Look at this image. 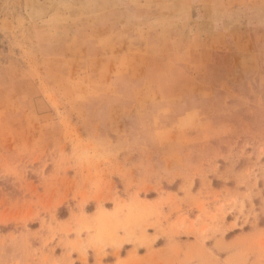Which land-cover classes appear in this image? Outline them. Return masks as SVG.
<instances>
[{"label":"rangeland","instance_id":"obj_1","mask_svg":"<svg viewBox=\"0 0 264 264\" xmlns=\"http://www.w3.org/2000/svg\"><path fill=\"white\" fill-rule=\"evenodd\" d=\"M116 258L264 264V0H0V264Z\"/></svg>","mask_w":264,"mask_h":264},{"label":"crops","instance_id":"obj_2","mask_svg":"<svg viewBox=\"0 0 264 264\" xmlns=\"http://www.w3.org/2000/svg\"><path fill=\"white\" fill-rule=\"evenodd\" d=\"M113 131L114 130L111 128V130L109 132H113ZM138 147L139 148H135V149H137V154H133V155L130 154L128 156H124L122 158V160H118L117 162H114V163L121 164L122 166H126V168L123 169L125 172V175H124V181L125 182L127 180L140 182V180H142L143 172H144V170H142V168H144L145 166H155L156 164L159 163L157 161L158 148H156V146L154 144H152V145L149 144V145L145 146V148H147V152H142V149H145V148H143L144 146H138ZM140 166H141V169H140ZM132 191H136V189H133ZM165 191H166V194L165 193L161 194L160 190H158L157 194L154 196L157 197V196H164V195H169V194L182 196V195H188V193H189L186 190H183V188H178V189H174V190L173 189H167ZM129 255L130 254L127 253L126 255H124V257H121V258H127ZM118 259L116 258V259L110 261L108 264H116ZM157 259H158V255L157 256L154 255L152 258H150V260H157ZM94 264H98L97 259L95 260Z\"/></svg>","mask_w":264,"mask_h":264}]
</instances>
